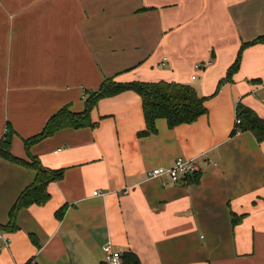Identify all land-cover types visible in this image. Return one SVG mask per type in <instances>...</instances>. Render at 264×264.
<instances>
[{"label":"crops","instance_id":"crops-1","mask_svg":"<svg viewBox=\"0 0 264 264\" xmlns=\"http://www.w3.org/2000/svg\"><path fill=\"white\" fill-rule=\"evenodd\" d=\"M261 35L264 0H0V140L10 126L13 157L62 170L49 199L5 229L36 172L0 156V264H107V242L126 264L128 254L139 264H264V141L230 134L238 102L264 118V43L246 47L224 81L242 43ZM106 77L190 84L207 111L174 127L157 118L139 135L141 98L125 90L98 100L92 126L26 151L22 138L64 106L82 111ZM180 156L202 162L195 182L149 177Z\"/></svg>","mask_w":264,"mask_h":264},{"label":"trees","instance_id":"trees-1","mask_svg":"<svg viewBox=\"0 0 264 264\" xmlns=\"http://www.w3.org/2000/svg\"><path fill=\"white\" fill-rule=\"evenodd\" d=\"M255 43H264V35L258 36L251 42L242 43L235 60L226 71L224 81L232 80V75L239 68L242 51L249 45ZM125 90H132L141 98L142 113L146 127L144 130L138 132L139 135L155 132L154 121L157 118H165L168 127H174L178 124L192 123L207 111L204 105L207 98L205 96H200L196 89L190 84L165 80L152 82L130 80L121 82L115 80L114 77H106L96 90L86 92L87 96L82 111L73 112L68 106H64L48 118L43 128L38 133L27 138H22L26 151L28 152L32 144L51 135L59 129L66 127L76 128L81 126H92L93 123L90 120V111L98 100ZM235 118L239 119V123H234V127L230 132L231 135L237 132L249 131L253 134L256 141H264V118L260 117L253 109L238 102L235 106ZM14 134L15 132L10 126L5 129L2 139L0 140V156L27 163L35 169L36 173L34 180L19 193L16 201L9 210V220L4 228L11 230L15 227L17 211L30 204L45 203L49 199V193L46 190L47 184L62 176L61 169H51L41 165L37 156H32L28 153L31 160L25 162L13 157L9 153V148ZM196 180L197 173L194 174L189 181L195 182ZM240 220L241 216L231 213L232 224H236ZM125 258H127L128 263L139 264L135 256L128 254Z\"/></svg>","mask_w":264,"mask_h":264},{"label":"built area","instance_id":"built-area-1","mask_svg":"<svg viewBox=\"0 0 264 264\" xmlns=\"http://www.w3.org/2000/svg\"><path fill=\"white\" fill-rule=\"evenodd\" d=\"M162 64H164V62H162ZM201 66L200 63L194 65L195 69H199ZM191 79H195V75H192ZM238 123L239 119L235 118V124ZM201 164L202 162L195 158L180 156L175 158L172 164L167 167L160 166L153 168L149 172V177L167 176L172 183L188 184L190 178L200 171ZM93 194H99L98 190H95ZM0 239L3 241V246L8 245V239L4 238L2 234H0ZM102 250L104 253V260L107 264H125L122 259V254L112 248L111 242L104 244Z\"/></svg>","mask_w":264,"mask_h":264}]
</instances>
